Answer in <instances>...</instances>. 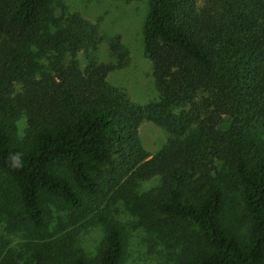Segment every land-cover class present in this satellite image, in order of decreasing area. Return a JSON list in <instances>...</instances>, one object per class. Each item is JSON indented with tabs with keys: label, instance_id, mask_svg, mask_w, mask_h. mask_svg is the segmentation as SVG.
Instances as JSON below:
<instances>
[{
	"label": "trees",
	"instance_id": "obj_1",
	"mask_svg": "<svg viewBox=\"0 0 264 264\" xmlns=\"http://www.w3.org/2000/svg\"><path fill=\"white\" fill-rule=\"evenodd\" d=\"M147 1L157 97L138 104L108 81L120 37L96 57L99 19L0 0V264H124L138 229L174 264H264V0ZM144 120L168 135L152 156Z\"/></svg>",
	"mask_w": 264,
	"mask_h": 264
},
{
	"label": "rangeland",
	"instance_id": "obj_2",
	"mask_svg": "<svg viewBox=\"0 0 264 264\" xmlns=\"http://www.w3.org/2000/svg\"><path fill=\"white\" fill-rule=\"evenodd\" d=\"M72 10L78 11L85 18L92 21L100 20L99 30L102 41L96 51L99 61L115 63L114 57L109 53V40L118 35L122 45L128 52L125 64L121 68L111 71L108 81L123 88L132 101L145 104L157 97V91L152 78V65L144 53L142 30L146 19L149 4L147 0H136L125 3L122 0H63ZM202 0H199L201 3ZM81 64L85 60L78 56ZM24 128V118L18 121V131ZM139 137L146 152L152 156L168 143V135L164 128L150 120H144L139 127ZM158 180H150L140 185L141 191L157 185ZM130 219L128 212H124ZM4 221L0 216V233H3ZM139 231H132L129 239V250L124 264H174V255L162 256L165 252L160 245H154L153 251L147 248L144 237ZM99 227L88 226L80 231L79 241L87 254L92 255L100 241ZM10 246L16 245L20 240L18 234H11ZM167 261V262H165Z\"/></svg>",
	"mask_w": 264,
	"mask_h": 264
}]
</instances>
